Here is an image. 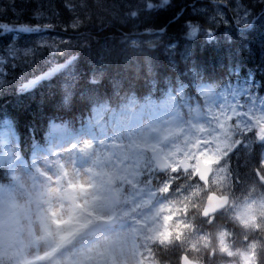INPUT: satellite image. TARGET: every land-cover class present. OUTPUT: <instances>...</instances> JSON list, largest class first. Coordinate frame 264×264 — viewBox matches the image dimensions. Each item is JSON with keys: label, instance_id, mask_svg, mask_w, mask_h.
I'll list each match as a JSON object with an SVG mask.
<instances>
[{"label": "clouds", "instance_id": "9594fccd", "mask_svg": "<svg viewBox=\"0 0 264 264\" xmlns=\"http://www.w3.org/2000/svg\"><path fill=\"white\" fill-rule=\"evenodd\" d=\"M104 78L60 83L38 123L3 117L0 264H169L172 248L178 264H264V181L230 162L239 122L209 119L202 88L160 110L132 88L100 91Z\"/></svg>", "mask_w": 264, "mask_h": 264}, {"label": "trees", "instance_id": "16d2710c", "mask_svg": "<svg viewBox=\"0 0 264 264\" xmlns=\"http://www.w3.org/2000/svg\"><path fill=\"white\" fill-rule=\"evenodd\" d=\"M238 6L250 13L248 25L237 21ZM216 7L224 10L226 20H217ZM186 22L199 25L195 37L188 34ZM213 29L217 34L210 36L207 32ZM37 38L47 45L37 44ZM25 42L34 60L37 51L56 45L63 54L56 56L59 63L70 64L72 73L65 79V72L55 73L57 66L49 61L42 66L50 77L39 80L40 72L29 77L30 73L10 67L13 76L8 75L7 81L14 82H6L0 92V132L7 129L5 116L21 125L38 123L51 110L60 83L84 90L90 87V75L104 74L100 91L123 87L147 96L142 90L145 80L173 78L177 70H184L181 53L199 80L221 83L231 71H238L264 94V0H169L168 4L163 0H0L3 56L13 57L12 49ZM136 63L134 73L130 67ZM259 159L258 153L237 151L230 162L242 179L259 183L255 174ZM180 251L169 249L161 258L178 264Z\"/></svg>", "mask_w": 264, "mask_h": 264}, {"label": "rangeland", "instance_id": "374dc122", "mask_svg": "<svg viewBox=\"0 0 264 264\" xmlns=\"http://www.w3.org/2000/svg\"><path fill=\"white\" fill-rule=\"evenodd\" d=\"M213 14L217 20H226V13L220 7L213 8ZM235 15L237 16V21L243 25H248L251 19L250 13L243 6H238L235 8ZM44 18H47L44 16ZM219 22V21H217ZM248 23V24H247ZM218 28L219 26H215ZM210 36H215L217 30L213 29L207 32ZM195 35H190L192 38ZM33 39V38H32ZM223 41H229L226 37L222 36ZM37 44L40 46H46L47 43L42 41L41 38H37ZM27 43H22L19 46H15L12 51L13 57H4L2 53V46L0 45V92L5 86L6 82L11 84L14 82L10 78L7 81V76L13 74L10 73L9 68L16 66L21 69L25 74L30 73L28 76L31 77L39 75L38 79L50 77V72L43 71V64L52 61L55 67V73L65 72V79L70 76L71 66L70 64L59 63V58L57 55H63L62 50L56 45H48L47 51H37L36 60L28 56L27 54ZM58 49V50H57ZM33 56V55H32ZM30 58V59H29ZM180 58H183V69L182 71L177 70L175 77H163L161 80L153 79V81L145 82L142 85V90L148 92L147 98L149 100H155V102L160 106V110H163L166 105L173 99L177 98V93L183 95L185 87L189 86L186 82L189 78L193 82V87L200 89L202 88L205 92H210L212 94L211 105H210V115L209 119L215 120L216 124L220 128H224L228 124H237L242 129L238 133L240 143L236 146L235 153L237 151H242L246 154L258 153L262 156V163L259 164L261 172L264 174V94L260 92L259 89L253 87V83L249 80L250 77L247 74L237 76L238 71L234 73V79L230 78L229 81L224 85H213L205 82L202 78L197 79L196 73L192 70L191 66L186 63V57L184 53L180 54ZM29 59V60H28ZM176 68V65L173 64ZM148 66V64H147ZM128 67V65H127ZM126 67V68H127ZM152 67V65L150 66ZM132 68L134 73L138 70V63H136ZM153 71V68H150ZM231 74L233 72L231 71ZM35 77V76H34ZM73 78V77H72ZM71 82V81H69ZM71 84V83H70ZM158 98V99H157ZM7 131V130H5ZM203 141H197V143ZM167 159L168 157L165 156ZM207 163H212L211 158L203 159ZM259 163V162H258ZM173 168L176 165H172ZM153 183L156 179L153 178Z\"/></svg>", "mask_w": 264, "mask_h": 264}, {"label": "water", "instance_id": "95a60500", "mask_svg": "<svg viewBox=\"0 0 264 264\" xmlns=\"http://www.w3.org/2000/svg\"><path fill=\"white\" fill-rule=\"evenodd\" d=\"M162 159L166 164L169 163L164 156H162ZM209 165L210 164H204V162L201 160V167L198 168V171L201 174V179H204L207 176ZM212 199H213L212 197H209L210 202L212 201ZM182 260H183V264H198V263L192 261L191 259H189L188 256H186V255H184L182 257Z\"/></svg>", "mask_w": 264, "mask_h": 264}]
</instances>
